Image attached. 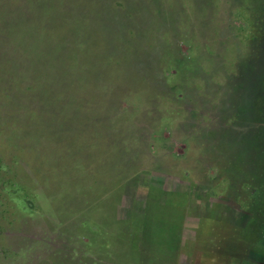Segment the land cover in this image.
<instances>
[{"label":"rangeland","instance_id":"obj_1","mask_svg":"<svg viewBox=\"0 0 264 264\" xmlns=\"http://www.w3.org/2000/svg\"><path fill=\"white\" fill-rule=\"evenodd\" d=\"M10 2L28 19L20 44L29 54L39 44L32 37H51L40 39L36 87L45 88L48 64L61 59L66 84L52 113H73L74 121L59 127L72 152L50 173L51 189L30 174L23 190L0 187V264H134L142 225L159 250L176 245L190 204L184 193L163 191L178 188L155 174L174 178L183 169L216 196H238L246 215L236 219L245 223L237 234L262 252L264 0H0V7ZM48 42L64 50L58 59ZM16 58L0 60V84L9 76L17 85ZM242 73L255 81L236 82ZM1 99L7 130L20 135L29 124L51 135L40 119L17 116L13 124ZM13 101L15 109L38 107V97ZM5 176L0 181L14 180ZM208 232L221 245L229 234L217 225Z\"/></svg>","mask_w":264,"mask_h":264},{"label":"trees","instance_id":"obj_2","mask_svg":"<svg viewBox=\"0 0 264 264\" xmlns=\"http://www.w3.org/2000/svg\"><path fill=\"white\" fill-rule=\"evenodd\" d=\"M9 4H12V2L0 7V60L3 57L8 59L11 56L17 57L14 67L18 77H16L17 85L11 77L7 76L5 78L4 82L0 84V97L9 106L8 109L11 110L8 114L11 115L12 118H10V121L12 120L13 124L17 123V116H22L24 117L23 120L28 121H31L33 118L40 119L38 126L40 128L50 127L51 135L48 136L47 133H43L41 130L36 132L31 129V125L29 124L23 127L19 135L15 131L7 130V126L2 122V119L6 120V118L2 117V115L0 116V175L10 176V179H14L8 183L0 181V187L6 189L8 192L18 189L23 190L24 184L32 185L31 178L27 179L28 174H30L33 176V180L35 179L36 182H41L45 187L47 186L51 189L53 180L50 178L52 176L50 173L59 172L62 156L66 155L68 151L72 152L70 148L72 137L65 134L59 127L63 126L62 124L67 125L73 122V113L67 117L60 116V111L58 113H52L61 107L62 103L58 101L56 96L63 89L66 80L61 77V72L58 68L60 66L58 61L61 60L59 59L54 64H48L45 88L43 90L40 89V85L36 87L34 78L39 76L44 70V52L42 51L43 47H41L40 39L44 44V38L49 36L41 34L39 35L40 38L38 36L32 37L31 40H39V44H36L37 49L35 52L29 54L24 46L27 44L24 31L29 26L27 23L28 19L21 10L13 13L9 8ZM21 40L24 45L20 44ZM53 45V42H48L44 47L49 55L58 59L64 50H54ZM28 58H32V65L31 62L30 64L26 62ZM38 81L40 82L41 80L39 79ZM28 96L38 97V107L36 110H29L23 104H20L16 109L13 108V100L25 99ZM45 104L47 105L46 110L41 108ZM33 132H36L34 133V137H29V134ZM66 136L69 137L68 141L64 140ZM6 159L10 162H6ZM4 165H6L5 169ZM55 169L58 170L54 171ZM33 189L37 188L33 187ZM50 195L54 196L55 193L52 192ZM55 209L59 211L57 208ZM3 224H7L6 221ZM262 239L264 241V231L262 232ZM261 253L264 255V242Z\"/></svg>","mask_w":264,"mask_h":264},{"label":"crops","instance_id":"obj_3","mask_svg":"<svg viewBox=\"0 0 264 264\" xmlns=\"http://www.w3.org/2000/svg\"><path fill=\"white\" fill-rule=\"evenodd\" d=\"M243 49V48H240ZM246 53V52H245ZM248 55V53H246ZM251 57V55L249 54ZM252 58V57H251ZM250 62H247L248 65ZM245 65V64H244ZM247 66V65H246ZM246 73V72H245ZM245 76V77H244ZM250 73L244 75L240 74L238 77H234V80L238 82L241 78H249L250 80L246 81H255L249 77ZM251 90V97L257 98V91L254 88ZM261 94V93H260ZM253 100L252 104L254 103ZM254 108V107H253ZM252 110V109H249ZM251 112V111H250ZM238 113L240 110L238 108ZM256 121L254 124L256 125ZM234 124V123H233ZM240 125V123H237ZM256 134V133H255ZM225 139L221 141L218 145L219 147H225ZM238 141V140H237ZM240 141H243L240 139ZM190 141H185V145L190 147ZM190 149H186L181 155L183 158H186L188 162V153ZM208 161V159H207ZM175 168V167H174ZM159 170V169H158ZM182 173L174 178H169L168 175L164 173L155 174L158 177H163L164 179H172L173 187L178 189H162L165 192L173 191L174 193H184L187 196V200L190 204V211L187 214V220L184 226L181 228L179 233V239L177 240L176 245H166L154 246L152 237H148L146 227L150 225H142V230L140 232V237H138L137 250L129 257L137 258L134 264H263L264 256L263 253L253 249L251 243L244 240L241 236H238L237 233H241L242 226L237 224L236 219L246 215L242 210H244L243 205L238 203V196L235 199L232 197L230 191L225 193L214 195L213 189L203 182H196L190 180L185 176H182ZM187 171H189L187 169ZM181 172V171H180ZM184 177V178H183ZM192 177V176H191ZM207 177V175H206ZM186 178L188 181H186ZM199 183V184H198ZM161 190V189H159ZM236 192V190H235ZM149 194H154L149 191ZM243 199H249L248 196L242 197ZM220 226L225 231L229 230V234L225 235L222 245L219 242H216L214 235L211 231L214 226ZM213 237V241L210 244V241L204 239H210ZM148 247L149 249H145ZM226 248V249H225ZM166 250L167 254H165ZM159 251L160 254L157 252ZM211 251V252H210ZM142 252V254L140 253ZM211 253V254H207ZM128 254V253H127ZM134 254H137L135 256ZM164 254V255H163ZM228 258V259H227ZM232 259V260H229ZM122 264H129L127 262Z\"/></svg>","mask_w":264,"mask_h":264}]
</instances>
